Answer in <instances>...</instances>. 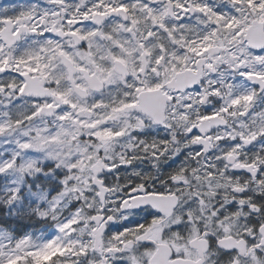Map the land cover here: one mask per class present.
<instances>
[{"label": "snow or ice", "instance_id": "snow-or-ice-1", "mask_svg": "<svg viewBox=\"0 0 264 264\" xmlns=\"http://www.w3.org/2000/svg\"><path fill=\"white\" fill-rule=\"evenodd\" d=\"M0 208V264H264V0L0 6Z\"/></svg>", "mask_w": 264, "mask_h": 264}, {"label": "flooded vegetation", "instance_id": "flooded-vegetation-1", "mask_svg": "<svg viewBox=\"0 0 264 264\" xmlns=\"http://www.w3.org/2000/svg\"><path fill=\"white\" fill-rule=\"evenodd\" d=\"M35 2V0H0V6H3L4 4L8 3H32ZM179 161H177L178 163Z\"/></svg>", "mask_w": 264, "mask_h": 264}, {"label": "trees", "instance_id": "trees-1", "mask_svg": "<svg viewBox=\"0 0 264 264\" xmlns=\"http://www.w3.org/2000/svg\"><path fill=\"white\" fill-rule=\"evenodd\" d=\"M7 210L0 208V216L6 215ZM29 230H31V227H29Z\"/></svg>", "mask_w": 264, "mask_h": 264}]
</instances>
